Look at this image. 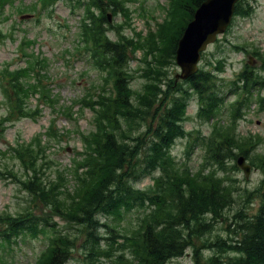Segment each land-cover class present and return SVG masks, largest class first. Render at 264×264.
Segmentation results:
<instances>
[{
  "label": "trees",
  "instance_id": "trees-1",
  "mask_svg": "<svg viewBox=\"0 0 264 264\" xmlns=\"http://www.w3.org/2000/svg\"><path fill=\"white\" fill-rule=\"evenodd\" d=\"M39 1L42 10L51 7V0ZM68 1H74L77 9H82L74 51L80 54L83 50V53L93 59L95 67L105 73L103 83L99 86H87L81 98L74 100L73 105L69 103L62 108V104L54 99L55 95L48 89L55 82L53 79L48 80L46 59L36 55L26 66L11 70L8 66L2 68L0 86L12 117H34L38 108L35 111L28 109L27 100L31 95H37L41 104L49 105L53 113L59 115L73 117L72 109L75 107L89 110L94 118V132L87 135L78 132L83 147L80 159L76 160L72 170L78 187L69 196L71 204L62 203L64 177H59V182L46 183L38 179L35 169L38 154L33 153L30 148L32 145L24 150H14L21 164L33 174L29 184L24 185L25 189L46 206H51L50 215H58L69 223H78L82 229L81 238L91 246V251L94 245H98V231L106 227L110 233L108 243L111 247L119 245L122 251L118 256L119 262L116 260L114 264H166L170 259L182 257L192 247L194 239L210 232L212 223L227 221L224 213L230 209L234 200L224 177L227 176L225 161L235 160L240 155L247 158L254 151L252 146L245 148L228 135L221 138L218 133L209 136L203 141L204 158L209 164L213 162L217 170L204 173L175 169L172 166L174 161L167 154L176 137L185 138L188 135L183 130L182 122L185 104L191 95L199 101L198 116L206 121L214 118L225 101L216 84L222 73L220 62L216 66L209 63L211 70L199 69L186 81L188 89H183L173 79L163 80L165 73L161 72L166 67L165 61L174 65L178 41L204 0H170V18L159 24L157 30L152 35L150 33L144 41L149 46L146 54L152 55L158 67L154 76H144L148 83L144 84L143 93L138 94L136 100L132 98L130 76L125 68L129 53L137 48V43L124 36H118L113 41L107 34L109 29H120V26L113 27L108 23V10L114 16L121 12L126 19L129 18L124 3L120 0ZM8 2L9 0H0V7ZM69 7L73 13L75 8L72 4ZM249 9L238 2L235 15H249ZM126 24L129 25V20ZM3 37L0 33V41ZM26 43L29 44L28 41ZM160 44L162 48H159ZM150 65L147 62L152 71ZM146 71L147 69L143 72ZM236 79L233 89L239 90V94L243 93V96L232 105V119L239 115L246 99L251 98L252 88L264 85L259 74H254L248 65H245ZM10 113L8 112L6 121H10ZM50 130L49 134L53 139L61 136L54 132V126ZM142 131L145 133L140 137H131ZM230 135L233 136V133ZM149 136L154 139L148 143L147 157L139 161L137 156L146 145L142 138ZM128 139L134 144L131 145ZM38 148L41 149L39 140ZM24 154H27L28 161ZM260 162L264 173V158ZM231 169L237 170V166L233 164ZM155 171H159V176L153 179L154 189L145 191L136 188V183L145 178L144 175ZM216 171L223 172L224 176L219 177ZM7 172L10 176L14 175L11 171ZM1 174L0 172V178ZM247 195L258 200L257 212L252 216L246 215L243 210L236 212L226 228L229 232L227 239L219 236L213 242L203 243L204 247L215 248L216 254L218 253L209 258L208 263L216 264L222 254L226 253L228 256L225 264H264V177L259 186ZM144 207H149L150 210L141 218L138 228L130 236L120 234V243L112 241L113 231L98 219V216L119 217L122 212L128 213L133 208ZM30 214L25 212L15 218L0 216V224L4 225L0 241H13L25 232L33 236L38 232L44 233L48 220L32 218ZM75 242L76 239L74 241L66 235L57 234L49 239L48 246L34 264H64L70 255L68 249ZM123 250L128 251L129 259ZM105 255L110 257L112 254L106 252ZM193 260L195 264H201V255L197 249L194 250Z\"/></svg>",
  "mask_w": 264,
  "mask_h": 264
},
{
  "label": "rangeland",
  "instance_id": "rangeland-1",
  "mask_svg": "<svg viewBox=\"0 0 264 264\" xmlns=\"http://www.w3.org/2000/svg\"><path fill=\"white\" fill-rule=\"evenodd\" d=\"M49 1V0H48ZM51 7L41 9L39 0H9L0 7V33L4 36L0 41V70L6 66L9 70L23 67L33 61L36 55L46 59L48 80L53 82L48 87L59 100L62 108L82 97L87 86H99L103 83L102 73L93 64L83 50L80 54L75 53L76 41L79 35V17L82 9H77L75 2L68 0H51ZM124 8L129 12V18L120 12L114 16L109 10L108 23L120 26V29L112 28L108 31L111 40L116 41L118 36L133 40L137 46L129 53L125 70L128 72L129 87L133 92L132 98L137 99L142 94L148 81L145 75L154 76L158 67L154 63L152 55H147L149 46L144 41L157 30V26L170 18V0H120ZM73 5V13L69 5ZM242 5L249 9V15H236L224 32L214 44L209 45L206 52L202 54L199 69L211 70L209 63L216 66L221 63L222 73L216 80L217 89L222 91L225 101L216 112L213 119L206 121L198 116L200 109L197 97L191 95L185 104L184 120L182 127L188 135L176 137L173 144L168 148L172 166L182 171L183 169L196 172H209L217 170V167L206 162L204 139L214 134L232 137L234 142L245 148L252 146L251 156L245 159L244 164L250 167V174L245 177L240 167L231 169L235 160H226L225 173L216 171L218 176H224L226 184L232 191L233 203L230 209L224 213L227 221L212 223L210 232L201 238L193 240L192 247L188 248L182 257L170 259L166 264H195L193 260L194 250L197 249L201 255V264H211L209 258L217 255L215 248H206L203 243L216 240L221 236L229 237L226 230L228 223L236 216V212L243 210L246 215L257 212L258 200L247 194L254 191L264 177L261 160L264 158V85L253 87L251 98L242 104L239 115L232 119V105L243 96L239 90H234L236 76L248 65L254 74H259L260 81L264 83V0H245ZM34 6V8H32ZM129 20V25L126 22ZM118 32V33H117ZM171 32V31H170ZM151 33V34H150ZM150 34V35H149ZM29 42L27 45L26 42ZM25 43V44H24ZM162 48V45H159ZM26 54V57H24ZM28 55V56H27ZM32 55V56H30ZM150 62L152 71L148 68ZM251 62V63H249ZM166 66L161 69L164 78L173 79L183 89H188V83L176 79L180 74L179 67L167 61ZM147 69L146 73L143 71ZM213 69V68H212ZM220 80V81H219ZM170 82V81H168ZM9 105V104H8ZM4 100L3 88L0 86V216L4 218H15L25 212H30L32 218L46 219L49 224L44 233H23L13 241L6 243L0 241V264H34L36 259L49 244V239L57 234H63L76 242L68 250L70 255L64 264H114L119 262V245L112 247L107 239L110 233L106 227L98 231V245L91 246L84 243L81 238V227L78 223H69L58 215H50L51 206L36 199L25 189L33 174L25 168L16 157L14 150H24L27 146L34 154L35 169L38 179L43 183L47 181H58L64 177V187L61 198L63 204H71L70 195H73L78 184L72 171L76 160L80 159L82 142L78 132L93 133V117L89 110L75 107L73 117L53 113L49 105L41 104L37 95H31L27 100V108L38 112L34 117L22 119L12 117L10 107ZM169 101L166 102V106ZM36 106V107H35ZM9 109V110H8ZM9 114L10 121H6ZM236 116V115H235ZM58 132L61 136L54 139L50 136V129ZM233 133V136L230 133ZM145 131L136 132L132 138L140 137ZM218 138V137H216ZM154 138L151 136L142 138L146 143L141 148L137 160L141 161L147 157L148 143ZM38 140L41 149L38 148ZM131 145L134 142L128 139ZM24 158L28 161L27 154ZM30 161V158H29ZM8 171L14 173L9 175ZM15 176V177H14ZM81 176V174H79ZM159 176V171L144 175L140 182L136 183L137 189L149 191L154 189L153 179ZM29 180V181H28ZM35 182V180L33 181ZM149 207L133 208L130 212H122L121 216H98L100 223L106 224L113 231L112 241L120 243V234L130 236L138 228L141 218L148 213ZM52 216V217H49ZM51 218V219H49ZM42 223V221H39ZM210 223V220H208ZM79 225V226H78ZM4 225L0 224V235ZM81 238V239H80ZM110 239V238H109ZM8 240V239H7ZM10 244V245H9ZM112 249V250H111ZM111 250V251H110ZM119 250V251H116ZM106 252L112 255L106 257ZM126 258H130L127 250H123ZM227 254L216 264H225Z\"/></svg>",
  "mask_w": 264,
  "mask_h": 264
},
{
  "label": "water",
  "instance_id": "water-1",
  "mask_svg": "<svg viewBox=\"0 0 264 264\" xmlns=\"http://www.w3.org/2000/svg\"><path fill=\"white\" fill-rule=\"evenodd\" d=\"M238 0H205L193 15V20L185 28L178 41L175 62L181 73L176 79L186 80L197 72L200 55L216 37L225 32L231 22L234 6ZM110 20V16H108ZM245 159H237L238 166L248 177L250 167L244 164Z\"/></svg>",
  "mask_w": 264,
  "mask_h": 264
},
{
  "label": "bare ground",
  "instance_id": "bare-ground-1",
  "mask_svg": "<svg viewBox=\"0 0 264 264\" xmlns=\"http://www.w3.org/2000/svg\"><path fill=\"white\" fill-rule=\"evenodd\" d=\"M219 103V102H218Z\"/></svg>",
  "mask_w": 264,
  "mask_h": 264
}]
</instances>
